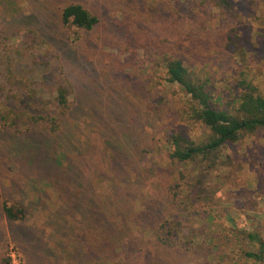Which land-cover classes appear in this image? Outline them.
<instances>
[{
  "label": "rangeland",
  "instance_id": "374dc122",
  "mask_svg": "<svg viewBox=\"0 0 264 264\" xmlns=\"http://www.w3.org/2000/svg\"><path fill=\"white\" fill-rule=\"evenodd\" d=\"M70 2L82 4L98 17L92 30L60 23L57 7ZM235 46L242 48L241 57L236 58ZM166 57L181 59L200 79H208L218 94L226 95L241 77L264 93V0H0V112L4 105L25 107L24 97L34 94L44 106L40 115H47L54 109L60 85L66 87L70 101L74 91H97L110 80L140 98V116L131 109L117 133L121 138L126 123L141 118L142 133L138 136L136 131L134 140L137 155L117 165H130L132 174L141 177V194L150 196L151 203L141 199L133 203L134 212L146 209V219L137 225V215L127 217L129 230L122 243L136 236L151 246L153 199L167 182L181 183L188 192H181L179 223L170 222L180 229L172 236L175 252L168 257L170 262L264 264V248L247 237L248 232L256 233L264 244V127L243 132L236 142L218 150L212 168L207 169L200 158L173 160L166 147L167 134L179 131L200 142L207 130L191 119L189 95L166 80ZM28 135L0 121V205L5 199L19 202L26 213L24 222H13L0 208V264L10 248L17 252L20 264H73L71 256L62 255L64 250L56 256L55 249L47 246L54 230L44 225L49 209L57 206L52 207L61 172L47 171L41 161L29 168L26 154L13 158L17 147L28 145L27 140L40 141L38 133ZM103 155L96 153L102 163L108 160ZM137 163L143 172L135 170ZM89 169L98 179L95 191L108 194L112 185L105 181L108 176L101 164L98 172ZM40 177L43 180H37ZM30 179L37 186H31ZM59 237H51V247ZM249 252L258 256L248 257ZM100 255L101 261L87 253L95 264H121L127 257L124 252ZM106 256L111 259L102 262Z\"/></svg>",
  "mask_w": 264,
  "mask_h": 264
},
{
  "label": "trees",
  "instance_id": "16d2710c",
  "mask_svg": "<svg viewBox=\"0 0 264 264\" xmlns=\"http://www.w3.org/2000/svg\"><path fill=\"white\" fill-rule=\"evenodd\" d=\"M57 12L60 23L75 30L90 31L99 21L96 15L80 3L70 2L58 6ZM233 51L236 52V58L243 54L242 48L238 46H235ZM165 68L166 80L177 84L189 95L191 119L200 121L207 130L206 137L200 142L189 140L179 131L167 134L166 147L173 160L182 163L200 158L207 163V169L212 168L216 164L214 157L218 150L236 142L243 132H253L259 127H264V93L247 78L237 79L235 88L224 95L223 92L218 94L208 79H200L197 73L190 71L177 57H166ZM241 74L243 75L244 71ZM116 84L110 80L105 81L97 91L76 90L71 101L68 99L69 92L66 87L60 85L54 97V109H50L47 115H40V109L43 110L44 106L39 105L40 99L36 100L34 94H30L24 97L27 99L22 103L18 101L25 106L23 108L18 105H4V110L0 112V121L3 126L14 128V132L18 134L23 132L29 137L28 134L38 133L40 141L33 140L38 145L34 147L33 142L27 140L28 145L16 148L14 159L26 154L25 160L29 168L37 167L38 164L35 163L41 161L47 171L55 168L61 172V178L57 182V196L52 207L57 206L49 209L44 224L54 230L52 236L55 238L63 235L60 236L62 238L59 237L60 241L57 240L59 243L52 247V236L48 240L47 246L55 249L53 252L56 251V256L62 249V255L71 256L73 264H95L87 257L88 251L94 259L100 261L101 253H110L114 257L117 253L124 252L127 257L122 259L121 264H175L170 262L168 257L175 252L172 236L175 233L177 235L180 229L172 226L170 222L180 219L183 203L181 192H188L181 183L172 185L167 182L159 188L160 192L153 199L151 212L155 219L149 224L155 241L151 242V246H148L142 237L134 236L126 245L121 241L129 230L127 217L137 215V225H141L146 219V209L139 213L134 212L133 203L135 206V202L140 199L149 202L150 196L141 194L142 190L138 184L143 181L141 177L132 174L130 165H117L124 158L134 159L137 155L134 145L135 132L138 131L140 136L142 125L139 117L140 98L133 93L134 90L120 88ZM131 109L137 111L139 116L136 120L131 119L132 122L126 123L128 128L123 129L120 138L117 133L125 124ZM84 120L86 126L82 123ZM110 150L112 155L108 158L107 153ZM96 153L104 154L108 160L102 163ZM82 162L84 166L78 165ZM138 163L135 170L143 172L145 169L140 170ZM100 164L108 176L105 181L112 185L108 194L95 191V182L98 179L89 169L93 168L98 172L97 167ZM39 174L46 175L41 172ZM25 176L30 178L29 174ZM63 176L68 177V180L64 181ZM41 178L37 180H43ZM30 181L33 182L31 186H37L35 180ZM135 190L137 192H133ZM0 208L1 214L7 220L25 221V208L21 203L5 199ZM52 210L54 211L51 212ZM112 225L116 227L115 231ZM192 231L193 229L188 230L190 233ZM247 237L258 243L261 249L264 248L256 233L248 232ZM63 238L67 243H61ZM86 239L89 240L88 245ZM183 245L185 243H182V249L186 250ZM100 249L103 251L99 254ZM156 251H160L159 254L155 255ZM152 254L155 257L151 263L149 259ZM247 256L258 255L249 252ZM79 259L82 262H78ZM108 259L111 257H103L102 262ZM9 261L7 253L1 263L7 264Z\"/></svg>",
  "mask_w": 264,
  "mask_h": 264
},
{
  "label": "built area",
  "instance_id": "2783aa9c",
  "mask_svg": "<svg viewBox=\"0 0 264 264\" xmlns=\"http://www.w3.org/2000/svg\"><path fill=\"white\" fill-rule=\"evenodd\" d=\"M8 256L10 258V261L7 264H20L19 256L14 249L10 248L8 250Z\"/></svg>",
  "mask_w": 264,
  "mask_h": 264
}]
</instances>
